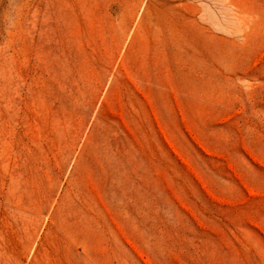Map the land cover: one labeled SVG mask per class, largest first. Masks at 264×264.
I'll list each match as a JSON object with an SVG mask.
<instances>
[{"label": "rangeland", "instance_id": "374dc122", "mask_svg": "<svg viewBox=\"0 0 264 264\" xmlns=\"http://www.w3.org/2000/svg\"><path fill=\"white\" fill-rule=\"evenodd\" d=\"M0 264H264V0H0Z\"/></svg>", "mask_w": 264, "mask_h": 264}]
</instances>
